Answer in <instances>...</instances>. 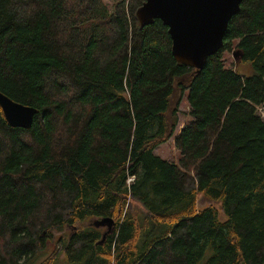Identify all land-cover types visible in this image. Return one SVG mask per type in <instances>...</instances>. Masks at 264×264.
<instances>
[{
	"label": "trees",
	"instance_id": "16d2710c",
	"mask_svg": "<svg viewBox=\"0 0 264 264\" xmlns=\"http://www.w3.org/2000/svg\"><path fill=\"white\" fill-rule=\"evenodd\" d=\"M103 1L0 0V92L37 110L22 129L0 107V264H30L66 226L55 260L264 264V0L242 2L201 72L163 22L137 23L145 0ZM174 136L178 162L155 154Z\"/></svg>",
	"mask_w": 264,
	"mask_h": 264
},
{
	"label": "water",
	"instance_id": "95a60500",
	"mask_svg": "<svg viewBox=\"0 0 264 264\" xmlns=\"http://www.w3.org/2000/svg\"><path fill=\"white\" fill-rule=\"evenodd\" d=\"M135 16L141 27L156 20L168 27L176 62L201 72L207 59L224 45L230 20L240 12L244 0H145ZM0 107L13 128L30 129L37 110L0 92ZM114 222L105 219L102 222Z\"/></svg>",
	"mask_w": 264,
	"mask_h": 264
},
{
	"label": "rangeland",
	"instance_id": "374dc122",
	"mask_svg": "<svg viewBox=\"0 0 264 264\" xmlns=\"http://www.w3.org/2000/svg\"><path fill=\"white\" fill-rule=\"evenodd\" d=\"M108 8L110 7L111 9H113V4L115 3L114 0H104L103 1ZM136 18V16H135ZM137 20V18H136ZM137 23L140 24L139 20H137ZM237 44V43H236ZM235 44V46H236ZM238 52V53H237ZM239 50L233 51L231 53H225L223 55V60L225 62V65L230 67L231 69L236 67L239 65V61H240V55H239ZM186 99H184V101H182L181 105H180V113H179V124L178 127L176 128V134H178L182 128L187 125L191 119V116L189 114V106L186 103ZM258 114L261 115L262 119L264 120V105H261L258 107ZM175 136L174 138H171L170 141H168L167 143H164L160 146L157 147V149L155 150V154L168 160V161H172V162H178L179 160V153L175 148ZM197 207L199 208V210H202L204 208L207 207H215L216 209L219 210V215H220V219L222 221L226 220V215L222 212V206L220 205L221 203L219 202H213L208 200L207 198H205L202 194H198V200H197ZM128 207H131L133 209H137L139 210L141 205L139 203H137L136 201L132 200L131 198H129L128 200ZM105 220H100L98 221V225H100V229H104L103 230V239L106 237V233L109 232L110 230H113L115 227L112 226V228H110V224L108 223H104V225H102V222ZM114 222V219H113ZM114 225V224H113ZM73 231V228L70 227H65L62 231L60 232H55L54 233V238L53 241L49 244V248L46 249V253L43 255V253H41L35 260H33L30 264H77V263H70L68 261V259L66 258L64 253H61V256L58 257L56 260L54 259V248H55V244H57L58 241V236L60 237H66L70 236V233ZM49 256V257H48ZM48 257V258H47ZM50 258V259H49Z\"/></svg>",
	"mask_w": 264,
	"mask_h": 264
},
{
	"label": "crops",
	"instance_id": "0c3cea01",
	"mask_svg": "<svg viewBox=\"0 0 264 264\" xmlns=\"http://www.w3.org/2000/svg\"><path fill=\"white\" fill-rule=\"evenodd\" d=\"M49 248V247H48ZM46 253V252H45Z\"/></svg>",
	"mask_w": 264,
	"mask_h": 264
}]
</instances>
